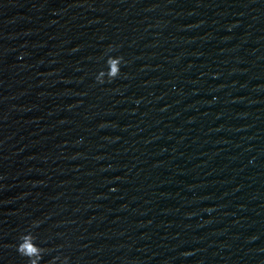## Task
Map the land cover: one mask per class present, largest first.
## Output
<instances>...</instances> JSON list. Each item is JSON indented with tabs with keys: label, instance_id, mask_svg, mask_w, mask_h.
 Listing matches in <instances>:
<instances>
[{
	"label": "water",
	"instance_id": "1",
	"mask_svg": "<svg viewBox=\"0 0 264 264\" xmlns=\"http://www.w3.org/2000/svg\"><path fill=\"white\" fill-rule=\"evenodd\" d=\"M33 261L264 264V0H196L65 126L0 208Z\"/></svg>",
	"mask_w": 264,
	"mask_h": 264
},
{
	"label": "clouds",
	"instance_id": "2",
	"mask_svg": "<svg viewBox=\"0 0 264 264\" xmlns=\"http://www.w3.org/2000/svg\"><path fill=\"white\" fill-rule=\"evenodd\" d=\"M111 63L113 74H115V72L117 71L116 64L118 63V61H112ZM17 252L22 256L31 257L36 254L37 249L31 244L30 238H26L24 243L18 245ZM32 264H35V262L33 261Z\"/></svg>",
	"mask_w": 264,
	"mask_h": 264
}]
</instances>
